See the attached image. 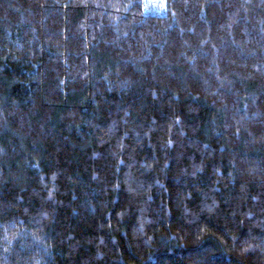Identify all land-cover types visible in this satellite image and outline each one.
<instances>
[{
  "label": "trees",
  "instance_id": "trees-1",
  "mask_svg": "<svg viewBox=\"0 0 264 264\" xmlns=\"http://www.w3.org/2000/svg\"><path fill=\"white\" fill-rule=\"evenodd\" d=\"M0 264H264V0H0Z\"/></svg>",
  "mask_w": 264,
  "mask_h": 264
},
{
  "label": "bare ground",
  "instance_id": "bare-ground-1",
  "mask_svg": "<svg viewBox=\"0 0 264 264\" xmlns=\"http://www.w3.org/2000/svg\"><path fill=\"white\" fill-rule=\"evenodd\" d=\"M135 21V20H134Z\"/></svg>",
  "mask_w": 264,
  "mask_h": 264
}]
</instances>
